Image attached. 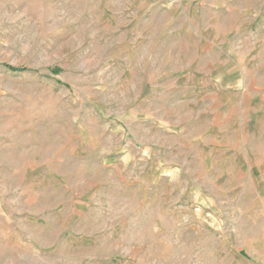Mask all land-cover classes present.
Here are the masks:
<instances>
[{
    "label": "rangeland",
    "instance_id": "374dc122",
    "mask_svg": "<svg viewBox=\"0 0 264 264\" xmlns=\"http://www.w3.org/2000/svg\"><path fill=\"white\" fill-rule=\"evenodd\" d=\"M0 264H264V0H0Z\"/></svg>",
    "mask_w": 264,
    "mask_h": 264
}]
</instances>
